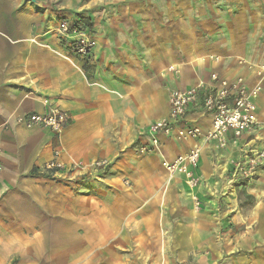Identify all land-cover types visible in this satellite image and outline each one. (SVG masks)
Here are the masks:
<instances>
[{"label": "crops", "instance_id": "0c3cea01", "mask_svg": "<svg viewBox=\"0 0 264 264\" xmlns=\"http://www.w3.org/2000/svg\"><path fill=\"white\" fill-rule=\"evenodd\" d=\"M38 1L0 0V264H264V169L231 183L232 163L264 148V82L263 125L237 144L161 135L159 153H138L173 92L213 73L260 80L264 0ZM75 13L95 42L86 60L68 52L78 35H58ZM199 105L183 123L207 131ZM54 106L70 117L60 135L16 123ZM195 147L190 189L164 162ZM55 150L67 168L46 173Z\"/></svg>", "mask_w": 264, "mask_h": 264}, {"label": "built area", "instance_id": "2783aa9c", "mask_svg": "<svg viewBox=\"0 0 264 264\" xmlns=\"http://www.w3.org/2000/svg\"><path fill=\"white\" fill-rule=\"evenodd\" d=\"M61 36L78 35L75 41V52L83 59H88L95 42L89 38L86 29L80 27L71 31L67 22H61L58 28ZM260 80L252 87L246 84L245 79L238 77L229 80L213 73L210 78L212 86L205 89L201 82L187 91H175L171 95L169 116L150 126L148 130L149 142L140 146V155H149L161 151L160 136L173 138L177 141L203 138L205 142L215 143L218 150H223L230 143L237 144L238 140L246 134L258 130L262 123L258 117L257 99L263 90L264 68L258 72ZM199 102L201 111L211 118V127L207 131L194 125L183 123L192 104ZM69 114L58 106L51 107L48 112L28 114L16 119L18 125L27 129L46 128L60 135L64 127L69 123ZM53 159L44 165L46 173L60 172L67 168L61 160L62 152L55 150ZM201 149L195 147L184 155L178 156L172 161H165L164 168L173 176L182 174L185 183L190 189H196L200 180L195 175V169L199 163ZM110 161L97 160L92 164L95 172H106ZM72 169L80 168V165L72 163ZM264 169V148L252 152L246 157V161H236L233 164L232 182L252 181L258 172ZM2 165L0 164V174ZM194 201L199 205L198 198Z\"/></svg>", "mask_w": 264, "mask_h": 264}, {"label": "rangeland", "instance_id": "374dc122", "mask_svg": "<svg viewBox=\"0 0 264 264\" xmlns=\"http://www.w3.org/2000/svg\"><path fill=\"white\" fill-rule=\"evenodd\" d=\"M31 3V2H30ZM33 5H35V4H33ZM61 12H65V11H61ZM67 12H71V13H74V12H72L71 10H69V11H67ZM64 14V13H63ZM66 14V13H65ZM79 16H81L82 17V21H83V24H81L82 25V28H86V26H87V24H88V20L86 19V18H84L83 17V15L81 14V13H75V15L74 16H71V18H69L70 20H69V22L70 21H72V20H74V19H76L77 17H79ZM66 20V19H65ZM66 22V21H65ZM68 23V22H67ZM89 25V24H88ZM59 35V34H58ZM60 36V35H59ZM59 39V41L61 42V43H65L66 41H68V40H66V39H63V38H58ZM68 43H70V45H71V47H69V49H68V52H70V53H75L76 54V52H75V50L73 49V46H75V42H73V41H71V42H68ZM77 55V54H76ZM78 57H79V55H78ZM264 82V81H263ZM263 125V124H262ZM237 161V160H236ZM235 161V162H236ZM235 162H231L232 163V167H233V164L235 163ZM233 169V168H232ZM231 183L233 184V185H235V186H243V185H245L246 183H243V182H241V181H235V182H232L231 181Z\"/></svg>", "mask_w": 264, "mask_h": 264}, {"label": "trees", "instance_id": "16d2710c", "mask_svg": "<svg viewBox=\"0 0 264 264\" xmlns=\"http://www.w3.org/2000/svg\"><path fill=\"white\" fill-rule=\"evenodd\" d=\"M81 24H83V21H82V17H81V16H79V17H77L76 19L70 21V22H69V25H70L71 31H73V30L76 29V28H80V27H82ZM87 27H88V24H87L86 28H87ZM86 28H85V29H86ZM86 64H88V61H86Z\"/></svg>", "mask_w": 264, "mask_h": 264}, {"label": "water", "instance_id": "95a60500", "mask_svg": "<svg viewBox=\"0 0 264 264\" xmlns=\"http://www.w3.org/2000/svg\"><path fill=\"white\" fill-rule=\"evenodd\" d=\"M28 1L35 5H41V3L38 0H28Z\"/></svg>", "mask_w": 264, "mask_h": 264}]
</instances>
